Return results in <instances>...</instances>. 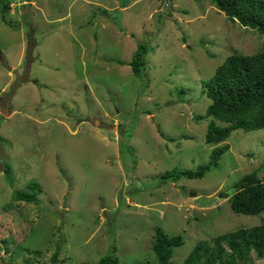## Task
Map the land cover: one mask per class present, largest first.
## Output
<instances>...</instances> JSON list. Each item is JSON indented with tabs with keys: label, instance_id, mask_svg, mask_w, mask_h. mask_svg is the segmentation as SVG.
Masks as SVG:
<instances>
[{
	"label": "rangeland",
	"instance_id": "obj_1",
	"mask_svg": "<svg viewBox=\"0 0 264 264\" xmlns=\"http://www.w3.org/2000/svg\"><path fill=\"white\" fill-rule=\"evenodd\" d=\"M5 2L0 264H52L55 251L56 264H97L113 244L119 264H159L156 227L182 236L172 264H185L200 241L264 222V211L238 214L229 198L244 175L264 180V128L213 144V118L197 119L211 104L203 81L229 55L263 50L264 34L212 0ZM139 42L150 47L143 77L129 64ZM226 144L203 178L162 180ZM31 182L39 202L17 200Z\"/></svg>",
	"mask_w": 264,
	"mask_h": 264
},
{
	"label": "trees",
	"instance_id": "obj_2",
	"mask_svg": "<svg viewBox=\"0 0 264 264\" xmlns=\"http://www.w3.org/2000/svg\"><path fill=\"white\" fill-rule=\"evenodd\" d=\"M129 0H121L123 7ZM231 20L242 26L256 29L264 34V0H212ZM3 19L9 10L5 0H0ZM103 13H109L103 9ZM150 47L139 42L130 65L137 77L146 72L147 55ZM121 63V61H120ZM203 92L211 99L205 115L209 122L206 141L217 144L225 141L234 130L245 131L264 128V49L252 54L235 52L229 55L215 70L211 78L203 81ZM217 120L225 123L217 124ZM229 145L214 148L210 161L197 169L180 170L174 168L162 174L164 183L178 182L181 179H200L212 168L219 165ZM8 174L10 171L7 169ZM28 190L16 191L15 198L26 202H39L37 182H31ZM230 204L238 214L253 215L264 211V180L257 171L244 175L232 186ZM153 250L159 264H172L175 247L183 243L182 236H169L161 228L154 231ZM117 246L103 255L97 264H119ZM264 257V222L246 228L229 231L211 240L200 241L185 259V264H246L252 253ZM59 252L55 251L51 262L56 264Z\"/></svg>",
	"mask_w": 264,
	"mask_h": 264
}]
</instances>
